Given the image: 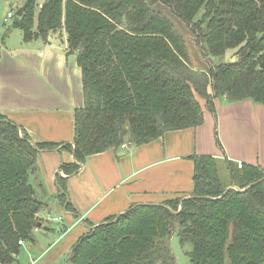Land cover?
<instances>
[{
  "label": "trees",
  "instance_id": "trees-1",
  "mask_svg": "<svg viewBox=\"0 0 264 264\" xmlns=\"http://www.w3.org/2000/svg\"><path fill=\"white\" fill-rule=\"evenodd\" d=\"M157 2L189 29L205 69L191 65L181 34L153 10ZM22 6L7 31L20 29L26 42L61 33L81 70L83 104L73 109V146L64 145L75 162L60 166L67 175L89 155L200 125L199 98L213 115L220 99L264 104V0H44L40 6L24 0ZM54 146L32 143L0 114V264H20L19 240L36 243L35 229L47 228L39 213L49 200L71 208L65 180L58 178L60 190L49 197L38 172L39 152ZM193 161L192 197L133 204L79 236L58 264H177L174 235L182 247L191 245V264H264V172L228 163L235 188L226 189L214 157Z\"/></svg>",
  "mask_w": 264,
  "mask_h": 264
},
{
  "label": "crops",
  "instance_id": "crops-1",
  "mask_svg": "<svg viewBox=\"0 0 264 264\" xmlns=\"http://www.w3.org/2000/svg\"><path fill=\"white\" fill-rule=\"evenodd\" d=\"M11 1L2 4L6 7ZM8 13L0 15L3 21L13 19ZM13 29L18 28L7 33ZM61 41L53 37L26 42L21 37L23 46L16 48L7 46L4 37L0 42V114L32 143L55 145L39 152L38 172L49 197L60 190L58 178L65 180L66 201L71 206L66 209L56 199L49 200L39 213L47 228L40 224L35 233L44 229L54 237L45 244L36 241L27 246L25 242L26 264H58L79 236L133 204L192 197L194 156L217 160L226 189L235 188L228 163L236 169L252 165L264 172V104L220 99L215 115L200 103L203 122L196 127L167 131L139 146L89 155L83 163L77 162L76 173L65 174L61 164L74 163L75 157L64 145L73 146V109L82 105L83 96L76 55L68 54ZM54 217L60 219H49Z\"/></svg>",
  "mask_w": 264,
  "mask_h": 264
},
{
  "label": "rangeland",
  "instance_id": "rangeland-1",
  "mask_svg": "<svg viewBox=\"0 0 264 264\" xmlns=\"http://www.w3.org/2000/svg\"><path fill=\"white\" fill-rule=\"evenodd\" d=\"M2 1L3 0H0V15L2 13H4V16H5L8 11L11 12L12 14H14L16 12V10L19 9V7H21L24 0L11 1V4L10 3L7 4L6 7L3 6ZM43 1L44 0H36L37 5L40 6ZM147 1L151 2V0H147ZM152 7H153V10L161 12L163 15H166L167 17H169L170 21L173 23L176 30L181 34V36L183 37L185 44H186L185 46L187 48V51H188V54L190 57L191 65L194 68H200V67L206 68L205 60L203 59V56L200 53V51L195 46L194 37L190 33L189 29L185 26V24L179 18H177L174 14H172L169 11L168 7L162 5L161 3L157 2V3L153 4ZM11 21H12V17H6L5 21H3L2 17H0V37H1L0 42H2V37H4V40L7 44V46H9V47L16 48L18 45L23 46V44H21V37H23V33L20 29L11 30L12 32L6 33L7 36L4 34L7 31L8 27L11 25ZM54 35L57 36L58 38L62 39L61 33H59L60 36L58 34H54ZM63 38H64V36H63ZM61 43L66 45L64 43L63 39H62ZM42 47L47 49V46L43 45ZM199 99L201 101L200 103H202V105H203L204 100L201 98H199ZM82 104H83V99H82ZM188 128H190V127H188ZM183 129H185V128H183ZM125 145L128 146L129 143L122 144L121 149L124 148ZM49 219L52 221H58V219H60V217H58V218L54 217L52 219L51 218H49ZM47 232L48 231H46L44 229H40V233H38L37 235L35 233V237H36L38 244H45L54 237L53 235H51L50 233H47ZM55 234L57 235L58 233L55 232ZM171 238H172L171 239V244H172L171 246H172L173 252L175 254L176 263L177 264H191L188 256L186 255V251L191 248V245L189 243H187L182 247L179 244L176 235L172 236ZM24 243L25 242H23L22 240H19V244L21 246ZM28 245H30V243L27 242V246ZM18 261L20 264H26L29 261L27 254L22 249L20 250V254L18 255ZM14 264H17V263H14Z\"/></svg>",
  "mask_w": 264,
  "mask_h": 264
},
{
  "label": "water",
  "instance_id": "water-1",
  "mask_svg": "<svg viewBox=\"0 0 264 264\" xmlns=\"http://www.w3.org/2000/svg\"><path fill=\"white\" fill-rule=\"evenodd\" d=\"M23 9H24V6L19 7V9H17V11H16V14L21 15Z\"/></svg>",
  "mask_w": 264,
  "mask_h": 264
},
{
  "label": "built area",
  "instance_id": "built-area-1",
  "mask_svg": "<svg viewBox=\"0 0 264 264\" xmlns=\"http://www.w3.org/2000/svg\"><path fill=\"white\" fill-rule=\"evenodd\" d=\"M11 15V13H8V16H10Z\"/></svg>",
  "mask_w": 264,
  "mask_h": 264
}]
</instances>
